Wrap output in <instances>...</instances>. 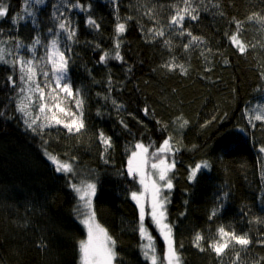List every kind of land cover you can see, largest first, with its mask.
<instances>
[{
    "label": "trees",
    "instance_id": "1",
    "mask_svg": "<svg viewBox=\"0 0 264 264\" xmlns=\"http://www.w3.org/2000/svg\"><path fill=\"white\" fill-rule=\"evenodd\" d=\"M5 2L9 15L0 20V40L11 39V43L4 47L14 50L17 41L31 45L36 35L46 41L47 29L55 30L51 5L58 0H48L40 10L38 28L30 21L11 23L12 16L23 14L24 0ZM80 2L91 4V11L71 12L78 27L77 42L66 53L71 56L72 87L79 89L85 99V129L79 135H69L62 127L46 129L43 137L27 130L15 110V91L7 82L13 70L0 64V264H79L78 242L86 238V230L75 219L76 197L68 187V179L55 171L45 149L61 160L76 157L80 169L90 170L98 177L96 219L116 241V264H148L140 252L141 238L134 230L138 207L129 195L141 186L126 175L127 162L136 142L152 144L151 152L169 134L180 151L171 173L174 188L167 216L174 225L182 264H231V250L217 258L208 248L221 226L237 234L248 233L253 244L247 252H241V260L255 264L264 257V246L256 243L264 236V224L248 221L264 218V181L260 178L264 154L258 151L264 145V124L256 122V127L251 128L244 109L264 103V92L258 91L264 89L260 76L264 72V31L248 23L246 16L261 11L264 4L261 0H220L226 17L201 12V22L185 20V27H191L194 35L203 36L212 49V70L205 71L208 65L199 57V49L185 56L182 43L187 37L172 36V52L159 39H146V29L153 26V21L144 15L147 8L155 5L157 18L166 24L167 5L173 0H119L121 22L132 17L120 37L124 63L110 59L107 64L100 63L99 58L103 52L113 50L117 22L114 6L110 0ZM88 15L100 25L99 30L86 26ZM232 17L245 21L241 36L249 48L243 55L224 35L235 31V25H230ZM38 52L42 55L43 49ZM173 54L177 63L188 68L187 75L162 67ZM129 66L131 72L127 71ZM109 77L111 96L124 105L119 113L101 99L108 94ZM145 107L149 108L148 115L142 111ZM98 110L101 115H97ZM177 117L189 121L182 130L177 127ZM158 121L167 125V131L161 130ZM101 130L112 137L114 145L108 164L101 159L102 147L97 137ZM205 160L211 163V170H202L194 183L189 182V167ZM223 191L229 195L210 220V211L221 203L217 197ZM242 210L246 215H242ZM147 226L163 258L165 241L153 224ZM197 232L205 237V251L193 245ZM41 240L47 244L44 249L37 247Z\"/></svg>",
    "mask_w": 264,
    "mask_h": 264
},
{
    "label": "snow or ice",
    "instance_id": "2",
    "mask_svg": "<svg viewBox=\"0 0 264 264\" xmlns=\"http://www.w3.org/2000/svg\"><path fill=\"white\" fill-rule=\"evenodd\" d=\"M110 2L117 13L114 46L111 53L103 52L99 62L107 64L111 59L124 63L120 53L122 43L120 37L127 31V21L132 17H125L121 22V17L118 15L119 0H110ZM47 3L48 0H24L23 14L12 16L11 23L18 25L22 21L25 23L30 21L38 28V13ZM261 3L264 4V0H261ZM51 7L55 30L52 27L47 29V42L45 39H41L40 35H36L31 45L25 46L22 42L17 41L13 50L4 47L6 43H11V39L0 40V64L8 65L13 70V74L7 78V82L15 91V110L20 114L27 130L43 137L46 129L62 127L69 135H79L85 129L83 119L85 99L79 89L74 90L72 87L69 75L71 56L66 53H70L71 45L77 42L78 27L74 23L71 12L76 10L88 13L91 11V4L81 3L80 0H58ZM167 7L169 16L166 24H161L157 18L155 5L147 8L144 15L153 21V26L146 29V39H149V42L159 39L162 45L172 52L171 37H187L186 42L182 43L185 56H190L193 51L199 49V57L203 58L205 64L208 65L205 71H211L209 55L212 54V49L207 46L208 42L203 36L194 35L191 27H185V20L201 22V12H211L213 15L226 17L220 0H173ZM213 9L216 11L212 12ZM8 15L9 5L5 0H0V20ZM246 21L258 25L259 29L264 31V9L249 13L246 16ZM85 23L86 26L93 29L99 30L100 28L91 15L86 17ZM244 23L245 21L232 17L230 25H235V31L231 35L228 32L224 33L229 43L241 55L245 54L249 48L241 36L244 31ZM2 31L0 29V34ZM141 31L144 32L145 29L142 28ZM41 48L44 49L42 55L38 52ZM25 53L30 55L26 56ZM224 63L227 64L228 61L225 60ZM162 67L170 72L179 71L183 75L188 74V68L183 63H177V57L174 54ZM127 71L131 72V66ZM260 76L264 79V72H261ZM107 91L108 94L101 96V99L110 103L117 113L123 111L124 105L111 96L112 81L110 77ZM258 91L264 92V89H258ZM142 111L145 115L149 114L148 107L143 108ZM97 115H101L99 110ZM244 116L251 128L256 127V122L264 124V103L257 102L254 107H246ZM177 121V127L180 130L189 123L182 117H177ZM119 122L125 130L130 132L128 125L123 120ZM161 130L167 131V125L161 123ZM240 130L245 131L243 128ZM97 137L102 147L101 159L105 164H108L110 162L109 152L114 148L112 137L106 135L102 130L98 132ZM44 144H47L46 140ZM153 147L152 144L145 145L142 141H138L133 145V150L130 151L128 157L126 175L141 186L140 190L130 191L129 194L130 199L138 207V222L134 230L141 238L140 252L148 264H182L181 255L175 243L174 225L168 222L167 216V205L171 202V191L174 188L173 176L170 173H173L176 168L178 163L176 154L180 148L176 146L174 137L170 134L163 139L158 148L150 152V148ZM258 151L264 154V145H261ZM45 155L54 165L55 171L66 176L68 187L76 197L74 216L86 230V238L78 242L79 264H116L118 258V253L115 251L116 241L96 219L94 201L98 190V177L90 170L80 169L77 166L76 157L61 160L46 149ZM260 164V178L264 181V158H261ZM211 167V163L207 160L190 166L189 182L194 183L202 170L210 171ZM149 169L150 173L147 171ZM228 195L227 191L218 194L217 199L221 203L211 209L210 220L222 209V202L227 199ZM184 214L181 213L182 216ZM242 215H246L243 210ZM146 219L151 220L165 241L166 249L163 258L157 252L155 237L152 236L145 224ZM248 223L264 224V218L255 217ZM204 239L201 232H197L194 236L193 245L200 251H205V248L202 247ZM256 243L264 246V236H261ZM252 244L253 241L248 233L237 234L235 230H227L221 226L216 230V238L209 242L208 248L215 253L217 258L224 257L226 252L231 250L234 253L231 264H244V261L241 260V252H247ZM237 246L239 250H237ZM37 247L44 249L47 244L41 240ZM180 247L182 248L183 245ZM261 262H264V257L258 258L255 264H261Z\"/></svg>",
    "mask_w": 264,
    "mask_h": 264
},
{
    "label": "rangeland",
    "instance_id": "3",
    "mask_svg": "<svg viewBox=\"0 0 264 264\" xmlns=\"http://www.w3.org/2000/svg\"><path fill=\"white\" fill-rule=\"evenodd\" d=\"M43 52H44V49H43ZM149 173H150V169L149 170H147ZM170 175H171V173H170ZM148 223H151L152 224V222H151V220L150 219H146L145 220V224L146 225H148ZM154 225V224H153ZM155 226V225H154ZM103 227V226H102ZM156 227V226H155Z\"/></svg>",
    "mask_w": 264,
    "mask_h": 264
}]
</instances>
